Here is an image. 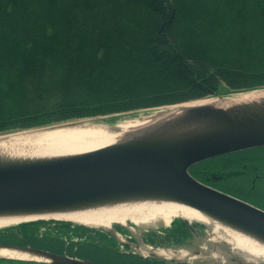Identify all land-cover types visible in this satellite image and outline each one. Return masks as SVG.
<instances>
[{
  "label": "trees",
  "instance_id": "obj_1",
  "mask_svg": "<svg viewBox=\"0 0 264 264\" xmlns=\"http://www.w3.org/2000/svg\"><path fill=\"white\" fill-rule=\"evenodd\" d=\"M198 1L0 0V133L264 87V0ZM190 236L177 218L148 241Z\"/></svg>",
  "mask_w": 264,
  "mask_h": 264
},
{
  "label": "water",
  "instance_id": "obj_2",
  "mask_svg": "<svg viewBox=\"0 0 264 264\" xmlns=\"http://www.w3.org/2000/svg\"><path fill=\"white\" fill-rule=\"evenodd\" d=\"M256 93L261 96L255 103L222 102L224 95H219L215 103L173 104L164 108L163 117L156 119L161 115L151 114L145 119L148 123L155 118L149 124L145 122L146 125L126 131L111 145L89 152L37 159L0 152V215L79 208L94 201L119 199L122 195L165 196L264 239V210L198 181L188 172L198 161L264 145V93ZM106 123L116 130L115 122ZM183 129H186L185 134L179 136L177 131ZM49 219L98 227L72 220ZM181 219L191 233L185 242L159 246L141 241L138 255L171 264H264V260L254 255L235 249L221 239L211 238L208 223ZM193 222L203 226L196 229ZM99 227L114 232L112 226ZM195 238L199 240H193ZM20 251L56 264H103L35 249ZM161 252L173 255L167 257Z\"/></svg>",
  "mask_w": 264,
  "mask_h": 264
},
{
  "label": "bare ground",
  "instance_id": "obj_3",
  "mask_svg": "<svg viewBox=\"0 0 264 264\" xmlns=\"http://www.w3.org/2000/svg\"><path fill=\"white\" fill-rule=\"evenodd\" d=\"M241 98L231 99L236 102L255 101L261 96L252 91H245ZM211 96L179 102L182 105L204 104L214 102ZM185 102V103H184ZM173 104H165L171 107ZM197 104V105H198ZM154 115H165V109L155 111ZM137 116H140L139 118ZM120 118V116H118ZM147 116L129 114L115 122L116 130L109 128L106 122L97 124L92 119H79L71 122L38 128L34 130H21L14 133L0 135V152L23 159L51 158L53 156H66L79 154L104 148L122 138L126 131L139 125L146 124ZM145 120V121H139ZM102 121V120H101ZM146 122V123H145ZM185 130H178V135L185 134ZM184 131V133H181ZM160 195V194H158ZM157 196V195H154ZM173 216H181L189 220H201L210 225L211 238L226 242L235 249L254 255L264 260V239L252 233L245 232L226 222L200 211L177 199L165 196L151 197L148 195H122L119 199L94 201L84 207L38 213V214H9L0 215V228L10 224H17L25 220L37 219H64L94 226H111L112 222L125 224L132 221L137 224H168ZM147 249V248H146ZM165 256H172V252H161ZM0 255L31 258V254L14 249L0 248Z\"/></svg>",
  "mask_w": 264,
  "mask_h": 264
},
{
  "label": "flooded vegetation",
  "instance_id": "obj_4",
  "mask_svg": "<svg viewBox=\"0 0 264 264\" xmlns=\"http://www.w3.org/2000/svg\"><path fill=\"white\" fill-rule=\"evenodd\" d=\"M244 150L241 149L198 161L188 168V172L198 181L215 189H218V187H215L211 183L216 180H227L226 182L229 183V181L233 179H238L240 180L239 182L241 187H245L246 190L254 191L255 194L262 196L264 195V188H258L256 184L257 180L260 181L264 179V172H260L256 163L259 161L260 156L257 155L251 159L250 157L242 154L240 157L231 155ZM218 157L223 158V161L220 162V164L214 161L212 166L203 164L206 160H214ZM246 160H252V162L254 161L255 163H252L249 169H246L245 164L240 167L237 164L230 165L231 162L236 163ZM249 173L252 174V177L249 181H247L248 183H246V180H243L242 178L247 177ZM218 190L239 198L237 195L229 191L221 188ZM242 200L264 210L263 207L253 203L252 201L246 199ZM129 223L131 222H127V224ZM113 227L114 228L112 229L114 232L107 233L104 230L98 231L91 228H78L52 220L24 222L0 229V248L14 249L17 251L35 249L64 258L79 260L87 259L103 264H111L101 260L102 257H106L111 254V249L118 251L123 256L136 255L138 257L139 255L136 252V246L137 244L139 245L141 239L135 234L141 233L140 230L135 232L132 229L135 227H129L128 225L125 226L121 224ZM2 235L8 236L9 238L6 237L8 239H1ZM91 235L97 236L103 243H100L99 241L91 242ZM143 235L146 236L147 234ZM193 240L197 241L199 239L195 238ZM153 242H156V240H153ZM97 244L103 245V248L96 247ZM21 252L29 253L27 251ZM31 256V258H18L0 255V264H56L43 257H38L33 254H31ZM158 260L161 262L159 264H165L164 261L160 259Z\"/></svg>",
  "mask_w": 264,
  "mask_h": 264
},
{
  "label": "rangeland",
  "instance_id": "obj_5",
  "mask_svg": "<svg viewBox=\"0 0 264 264\" xmlns=\"http://www.w3.org/2000/svg\"><path fill=\"white\" fill-rule=\"evenodd\" d=\"M195 4H200L201 6H206V4L208 5V3H204L203 1L199 2L198 0H191V1H188V0H184L183 2V5L185 6H191V5H195ZM138 14H143V11L141 10H138L137 11ZM186 21H184L183 23L180 24V32L181 34H183V31L186 30ZM179 32V33H180ZM196 40V37H195V34H193V36L189 39V41H195ZM125 47V46H124ZM152 71V70H151ZM253 91L255 92H258V93H264V87L263 88H256V89H253ZM244 91H239V92H234V93H229L227 95H224L222 96V102H230L232 101L231 99H234V98H239L241 97V95L243 94ZM210 98H216V97H210ZM221 98V97H220ZM161 108H165V106H160V107H149V108H140V109H135V110H129V111H124V112H118V113H112V114H107L105 116H94V117H84V118H79V119H83V120H86V119H92V120H102V121H114L115 119L118 120L122 117H129V114H141L142 116H149L151 114H155L158 109H161ZM118 116H120V118H118ZM138 118L140 116H137ZM153 118V117H151ZM79 119H72V120H69V121H74V120H79ZM155 119V118H153ZM152 119V120H153ZM151 120V121H152ZM69 121H64V122H69ZM139 121H143V120H139ZM150 121V122H151ZM64 122H60V123H64ZM150 122H148L147 124H149ZM60 123H53V124H50V125H47V126H51V125H55V124H60ZM146 125V124H145ZM42 127V126H41ZM46 127V126H45ZM38 127H32V128H29V129H36ZM24 130V129H23ZM18 131H21V130H15V131H9V132H4V133H0V135H4V134H7V133H14V132H18ZM264 146V145H263ZM261 146H256L258 148H254V147H250L252 149H249V148H246L247 150H244L242 152H238V153H235V154H231L232 156H237V157H240L241 154L242 155H245V156H248L250 157L251 159L256 157L257 155L260 156V159L257 163L258 165V168L260 169V172H264V147ZM213 161L214 162H217L220 164V162L223 161V158L221 157H218V158H215L214 160H206L204 161L203 164L205 165H208V166H212L213 164ZM252 163H255L254 161L252 162V160H246V161H239V162H236V163H233L231 162L230 165H239L240 166H243V164L246 165V169H249V167L251 166ZM252 177V174L249 173L247 175V177H244L242 178L243 180H246L245 182L248 183L247 181H249ZM227 180H216L214 182H212L211 184L214 185L215 187H218L223 189V190H226V191H229L235 195H237L239 198H242V199H246V200H249V201H252L253 203L261 206L264 208V195H258V194H255L254 191H248L246 190L245 187H241L240 185V180L238 179H233L231 181L226 182ZM256 184H257V187L258 188H264V179L260 180V181H256ZM175 217V216H173ZM162 223L161 222H158L157 225L162 226L161 225ZM146 227V226H144ZM143 228V227H141ZM135 232H138V229L136 230V228H132ZM8 236H4L2 235V238L1 239H8L6 238ZM91 242H95V241H99L100 243H103L102 240H100L97 236H93L91 235ZM103 258V257H102Z\"/></svg>",
  "mask_w": 264,
  "mask_h": 264
}]
</instances>
